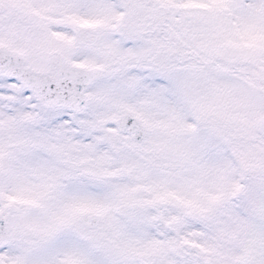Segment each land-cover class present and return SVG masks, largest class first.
<instances>
[{
    "label": "snow or ice",
    "instance_id": "obj_1",
    "mask_svg": "<svg viewBox=\"0 0 264 264\" xmlns=\"http://www.w3.org/2000/svg\"><path fill=\"white\" fill-rule=\"evenodd\" d=\"M0 264H264V0H0Z\"/></svg>",
    "mask_w": 264,
    "mask_h": 264
}]
</instances>
